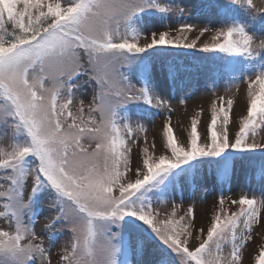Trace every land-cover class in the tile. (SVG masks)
Instances as JSON below:
<instances>
[{
	"label": "snow or ice",
	"instance_id": "6c2138e0",
	"mask_svg": "<svg viewBox=\"0 0 264 264\" xmlns=\"http://www.w3.org/2000/svg\"><path fill=\"white\" fill-rule=\"evenodd\" d=\"M232 3L264 13V2ZM230 7L209 5L208 12L231 22L200 27L189 39L193 24L158 31L160 25L140 17L154 9L182 18L185 9L171 0H0V264H133V256L134 264H244L250 242L256 235L264 240V232L253 231L264 195L221 193L206 233L196 229L192 206L177 218L174 202L163 216L156 205L206 169L228 178V155L264 151L256 139L264 129V72L232 77L246 80L249 98L247 114L232 121L234 134L232 100L226 107L213 103L203 133L193 117L187 139L179 141L165 123L159 153L145 136L135 170L133 119L124 115L129 104L142 102L166 111L170 121L171 100L153 81L163 75L179 87L190 74L187 59L167 55L170 50L224 54L204 58L210 63L198 69L214 75L242 71L238 58H264V38L229 17ZM83 77L93 87L87 105L86 95H77ZM135 130L146 131L139 120ZM45 200L53 215L37 231L36 206ZM56 225L67 241L54 254L49 231ZM253 252L255 264H264V244Z\"/></svg>",
	"mask_w": 264,
	"mask_h": 264
},
{
	"label": "rangeland",
	"instance_id": "374dc122",
	"mask_svg": "<svg viewBox=\"0 0 264 264\" xmlns=\"http://www.w3.org/2000/svg\"><path fill=\"white\" fill-rule=\"evenodd\" d=\"M174 4H179L185 9L182 18L177 17L175 13L163 16L157 13L154 9H146L140 14L142 20L146 24L160 25L158 31L167 30L170 25L173 29L179 27L181 23H190L196 26L197 31L187 33L189 39L195 38L198 34V29L205 25L214 28L222 27L224 23L231 22L228 17H223L216 13V10L207 11L209 5L216 3L218 5H231L229 10V17H234L237 22H242L247 26L249 31L256 32L258 36L264 38V32L259 31L264 27V13H250L246 5L240 3H232V0H171ZM264 0H253L256 5L261 4ZM150 35V31H149ZM210 33L202 37L201 40L206 39ZM144 39L140 40L143 44ZM259 40H257V43ZM199 43V41H198ZM176 50V49H175ZM170 50L167 54L169 56H176L180 59H187L190 66L189 76L185 83L179 87H173L171 82H166L163 75H158L153 81L152 86L160 95L171 100V119L168 121V113L163 109H156L146 103H132L129 104L128 110L124 115L133 119V135L129 137V142L132 147V168L135 170L136 161L139 157L140 150L144 146V137H147V142L151 145L153 142L156 145V152L161 151L164 141L163 131L165 123H170L174 129V133L179 141L187 139V134L190 132L191 120L196 117L200 123L198 124V131L204 132L205 126L210 122L211 105L216 104L217 108L221 103L227 106V101L232 100V109L230 112V135L234 134L236 125L232 123L233 120H238L239 117L247 114L248 85L246 80H240L237 84L232 77L243 78L244 76H251L255 79L256 72H264V58L257 57L254 60L241 58L242 71L234 73L221 72L219 75H214L203 69L205 64L204 58L209 60H219L213 53H200L197 50L188 49L187 52ZM154 56L157 54L154 50H149ZM162 55V54H161ZM194 59L196 61H194ZM192 67V69H191ZM215 67V66H213ZM263 67V68H262ZM86 77L81 78V88L77 95L85 94V105L91 99L93 87L89 84H84ZM135 82V81H134ZM139 87V85H137ZM183 101V102H181ZM75 110V108L73 109ZM139 120L140 124L144 126L146 131L135 130V122ZM218 121V130H219ZM138 137V143L134 142ZM256 139L264 142V129H259ZM231 151V150H230ZM223 193L226 199H238L242 195H247L249 198L255 196L257 199L264 195V151L257 150L252 154H242L235 159L234 171L231 172L229 178L224 181H219L215 173L208 174L207 169L204 174L198 175L195 183H184L182 188L178 187L174 195L164 197L169 202L164 204H157L161 215L172 211V202L177 207V218L184 215L189 206L194 208V225L196 229H206L210 226V220L216 211L219 196ZM50 201L45 200L42 204L36 206V210H40L39 219L36 222L37 231L40 230L51 219L53 213L49 211ZM230 211H236L237 205H228ZM137 223H139L137 221ZM147 227V226H145ZM64 229L60 225L51 228L49 235L52 236L56 242V247L53 249L55 254L67 241L64 234ZM150 232V229L148 230ZM253 231L256 233L264 232V212L261 213V224L254 226ZM48 243V240H45ZM154 246L164 247L157 239L152 240ZM251 247L246 249L248 253L244 264H255V253L259 250L260 244H264V240L256 235L253 241L250 242ZM170 251V250H169ZM174 255V254H173ZM136 257L133 256V264Z\"/></svg>",
	"mask_w": 264,
	"mask_h": 264
}]
</instances>
